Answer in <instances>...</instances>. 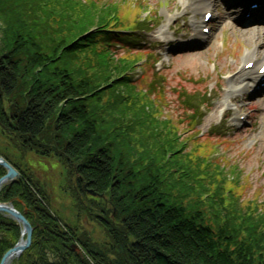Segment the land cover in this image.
I'll use <instances>...</instances> for the list:
<instances>
[{
	"label": "trees",
	"instance_id": "trees-1",
	"mask_svg": "<svg viewBox=\"0 0 264 264\" xmlns=\"http://www.w3.org/2000/svg\"><path fill=\"white\" fill-rule=\"evenodd\" d=\"M140 9L105 0H0L10 27L0 46V126L41 157H63L75 166L78 187L86 183L110 201L105 212L121 223L103 225L115 241L132 246L122 264L127 255V264H264L260 206L247 211L239 187L228 186L233 179L211 161L208 146L197 142L190 153L196 139H183L178 121L162 119L154 98L164 92L154 81L159 76L150 51L137 35L121 33L142 26ZM141 63L144 75L137 80ZM24 89L27 100L17 97ZM185 104L192 109L182 120L196 132L200 110L190 99ZM139 136L148 141L135 162L123 145L133 147ZM16 167L23 177L12 189L33 209L36 227L33 245L16 264H50L46 250L57 245L65 257L59 264H78L70 249L76 228L61 221L46 191ZM6 172L0 165V177ZM115 228L129 240L118 239ZM11 246L0 244V263Z\"/></svg>",
	"mask_w": 264,
	"mask_h": 264
},
{
	"label": "rangeland",
	"instance_id": "rangeland-1",
	"mask_svg": "<svg viewBox=\"0 0 264 264\" xmlns=\"http://www.w3.org/2000/svg\"><path fill=\"white\" fill-rule=\"evenodd\" d=\"M214 1L218 11L217 19L212 24L211 36L207 41H194V31L201 29L194 26V21L201 20L202 9L187 8L184 0H105L125 10L139 6L141 18L154 15L151 20H147V27L153 28V31L139 29V32L146 38L155 54L163 57L160 63L163 75L154 78L157 88L164 92L163 98L160 94L154 98L162 110V119L178 121L183 130V139H196L194 145L190 143V153L197 152V142L208 146L210 158L220 163L226 176L233 179L228 182V186L239 187L242 205L247 211L259 205L258 215L261 217L264 216V95L251 97L244 93V97L240 98H248V101L241 103L250 114L244 125L232 122L235 115L233 112L219 116L218 107L225 101L226 93L222 86L228 87L225 80L227 75L245 63L248 54L254 49L252 42L261 40L262 33L254 27L257 23L243 24L242 21H237L236 18H241L242 14L239 9L231 6L229 0ZM252 26L254 28L251 30L245 29ZM9 28L8 20L0 14V46L6 39ZM162 29L167 31L169 41L161 36ZM43 42L48 50L53 49L50 40ZM116 53L118 54L117 51ZM74 63L76 68L80 66L79 60ZM154 68L156 70V66ZM133 75L140 79L143 70L139 67ZM186 96L192 101L205 102L202 110L206 115L198 124L196 132L191 129L189 123L182 120L186 119L187 111L192 109L190 105L185 104ZM203 96L206 99L201 100ZM17 97L27 100L25 89L18 93ZM10 105L11 103L4 99V106ZM44 135L47 143L52 142V132L47 130ZM209 137L214 140L210 141ZM135 141L137 138L133 144L130 143L133 147L128 148L126 143L123 146L127 154L133 156L137 162L139 153H146L144 142L148 141V137L139 136L137 144ZM35 151L27 146L17 132L4 130L0 126V156L28 171L38 183V187L48 194V204L61 221L76 228L77 233L84 234L83 237L88 235L95 243L124 245L128 248L130 241L118 242V239L129 240L125 231H121V238L115 241L111 234L107 235L108 229L103 225V222L114 225L121 223L118 215L105 212L111 206L110 201L102 197L91 199L87 193L81 191L76 185L75 166L63 157H41ZM236 177L240 178L238 183H235ZM117 253L124 256L122 251ZM127 261L128 255L126 264Z\"/></svg>",
	"mask_w": 264,
	"mask_h": 264
},
{
	"label": "flooded vegetation",
	"instance_id": "flooded-vegetation-1",
	"mask_svg": "<svg viewBox=\"0 0 264 264\" xmlns=\"http://www.w3.org/2000/svg\"><path fill=\"white\" fill-rule=\"evenodd\" d=\"M5 159L13 165L12 161H10L6 157H5ZM13 166L20 172L21 176H20V178L8 181L3 185V187L0 189V203H7L9 205H12L17 210L22 212L30 220L29 216L33 212V209L30 207V205L23 198H21L19 195H15L14 191L12 189L13 188L12 186L14 184H16L17 182H19L20 179H22V177H23L22 172L15 165H13ZM9 185H11V188H9L6 192L5 187H7ZM85 185L87 186L88 189H91L90 187H88V185L86 183L83 184L82 186H80L79 188H81V191L87 193L89 198H91V199L92 198H101V197L105 198L103 196L99 197V196H94L92 194H89L87 191V188H84ZM3 190L5 191L4 193L2 192ZM48 206L52 210L51 206L50 205H48ZM90 210L92 211L91 208H90ZM30 222H31V220H30ZM15 223H16V225L20 226V230H21L20 236L18 239H16ZM32 225H33V223H32ZM33 228H34V231H33V240H32L31 246L33 245L34 234H35V230H36V227L34 225H33ZM23 231H24V227H23V224L21 222H19L17 219L12 217L11 215L0 211V244H2V246L6 245V244H8V245L12 244V246L10 248L14 247L16 244L19 243V241L23 235ZM112 231L113 232H117V231L121 232L124 230L123 229H117L116 230V228H115ZM107 235H110L109 230H107ZM83 236H84V234L82 235L80 233H77L76 229L74 230L73 233H70V237L74 239L73 243L70 246V249H71L72 254L74 255L75 259H77V260H75V262L78 264H89V262L91 264H122L121 258L123 256L118 255L117 252L122 251V252H124L123 255L125 256L127 254V249L132 248L131 245L128 248H126V246H124V245H113V244L101 243V242L100 243H94V242H91V238L88 235L86 237H83ZM80 240L82 242H80ZM67 247L69 248V245ZM28 249H26L20 256L14 257L11 264H16V260H18ZM53 249H47L46 250V255L48 256L47 258H48L50 264H59L62 262L63 258L65 259L64 255H63V251H62V245H57ZM123 250H126V251H123ZM67 264H69V263H67Z\"/></svg>",
	"mask_w": 264,
	"mask_h": 264
},
{
	"label": "water",
	"instance_id": "water-1",
	"mask_svg": "<svg viewBox=\"0 0 264 264\" xmlns=\"http://www.w3.org/2000/svg\"><path fill=\"white\" fill-rule=\"evenodd\" d=\"M0 165H2L7 169V173L0 178V189H1L6 182L14 179H18L20 178L21 175L20 172L2 156H0ZM84 188H87V186L85 185ZM87 191L89 194H92L94 196H103L102 194H98L97 192H95V190L93 189L87 188ZM0 211L11 215L19 222H21L24 227L23 235L19 243L16 244L14 247L10 248L3 255V258L0 263V264H11L14 257L20 256L26 249H28L31 246L33 240L34 228L30 220L22 212L17 210L12 205H9L7 203H0Z\"/></svg>",
	"mask_w": 264,
	"mask_h": 264
},
{
	"label": "bare ground",
	"instance_id": "bare-ground-1",
	"mask_svg": "<svg viewBox=\"0 0 264 264\" xmlns=\"http://www.w3.org/2000/svg\"><path fill=\"white\" fill-rule=\"evenodd\" d=\"M195 2V4H193V2ZM235 1V0H234ZM185 3L188 4L190 3L191 6H195L196 8H198L199 6H210L211 5V0H185ZM259 21H264L263 20H259ZM162 34H165L164 31H161ZM196 39H206L204 34L201 33H197L196 34ZM254 40V39H253ZM264 41H256V43H254V41L252 42L253 47L255 48L254 50H251V56L254 58H258V60L260 61L262 59V57H264ZM255 80V82H257L256 80H259V76L256 75L255 73L251 72V70H247L244 69L242 71V73L237 76L236 78H234L231 82L232 86V90L235 93L239 92L240 88L245 84V83H249L250 81Z\"/></svg>",
	"mask_w": 264,
	"mask_h": 264
}]
</instances>
